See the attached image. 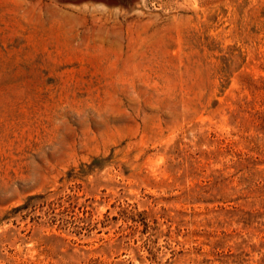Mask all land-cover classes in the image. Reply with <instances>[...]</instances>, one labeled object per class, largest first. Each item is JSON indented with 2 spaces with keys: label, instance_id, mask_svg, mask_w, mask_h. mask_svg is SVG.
I'll use <instances>...</instances> for the list:
<instances>
[{
  "label": "rangeland",
  "instance_id": "374dc122",
  "mask_svg": "<svg viewBox=\"0 0 264 264\" xmlns=\"http://www.w3.org/2000/svg\"><path fill=\"white\" fill-rule=\"evenodd\" d=\"M0 264H264V0H0Z\"/></svg>",
  "mask_w": 264,
  "mask_h": 264
}]
</instances>
